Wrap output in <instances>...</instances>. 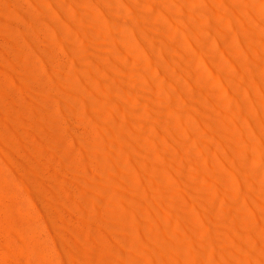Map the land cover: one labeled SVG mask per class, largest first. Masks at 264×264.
Returning a JSON list of instances; mask_svg holds the SVG:
<instances>
[{
	"label": "rangeland",
	"instance_id": "rangeland-1",
	"mask_svg": "<svg viewBox=\"0 0 264 264\" xmlns=\"http://www.w3.org/2000/svg\"><path fill=\"white\" fill-rule=\"evenodd\" d=\"M53 1L57 11L66 15L72 7L85 15L82 22L85 33H73L76 43L93 50L97 63L98 55L110 56L121 73L123 85L130 84L135 93L128 102L134 110L130 118L124 115L126 110L123 105L114 106L109 102L110 94L104 83L100 84V93L96 96L104 101L98 102L100 107H93V102H67L68 88L59 84V77H68L72 73L75 43L67 38L65 45L59 42L55 25L68 29L69 23L63 18H44L38 8L45 7V1L0 0V43L8 47L11 55L19 56V68L29 75V79L21 81L3 69L0 75L15 88L14 99L18 109L29 113L30 125L26 129L31 134L30 143L39 150L40 163L48 178L71 200L99 197L98 210L91 207L89 212L92 216L85 220L89 225L86 232L90 235L95 253L102 256L97 264H119L117 253L134 257L139 264H152L146 231L139 226L144 219L153 228L161 227L169 241L174 245H183L184 249L197 246L204 249L207 244L204 242L205 233L212 229L217 246L230 254L231 264H253L251 256L257 257V252L235 239L228 229L232 222L224 214H228L229 218L231 214L239 217L235 224L237 233L247 236V230L240 221L248 220L260 227L258 229L264 236V158L259 138V134L264 132V96L260 92L251 96L254 100L251 107L258 110L261 123L258 121L256 128L246 127L247 110L237 109L236 102H232V90H243L239 81L232 79L237 69L232 55L223 51L218 53L216 57L220 64H213L199 55L201 42L190 37L185 29V20L179 17L189 15L194 18V36L201 33L210 36L205 28V18L211 13L218 14L222 19L220 29L227 31L229 11L224 5H214L210 0H137V3L106 0L109 3L107 6L99 1L97 3V0H74L76 5L69 8L64 7L61 0ZM199 3L205 9L197 13L189 4ZM170 4L177 8L173 15L164 9ZM238 7L234 11L235 18L244 26V18L252 19L258 48L264 50V0H243ZM130 12L135 17H131ZM114 20L118 22L117 26ZM160 32L173 42L169 43L174 49V56L163 60L175 72L172 79L181 84L184 92L194 93L186 101L178 93L176 99L179 101L169 102L175 84L162 73L154 57L155 50L151 47V44L162 47L164 39L158 34ZM145 33L148 42L143 40ZM257 61L264 69V54H258ZM185 67H190L189 73H183ZM239 69L250 74L246 66ZM78 84L77 93L92 98L80 80ZM18 85L35 90L18 89ZM112 107L119 122L131 120L135 138L159 165L157 175L166 184L164 202L158 199L159 188H148L147 176L135 164L147 155L136 156L114 147L111 143L115 139L106 135L105 125L93 115L108 112ZM4 114L8 118L6 108ZM134 118H139L142 123L138 124ZM252 118L257 119V116ZM210 120L221 124L222 130L229 134L228 143L236 150L245 149L248 164L256 171L253 186L250 187L254 194L253 202L247 198L244 178L240 174L244 169L242 157L234 167L215 145L205 143L206 139L202 138L211 132ZM153 124L158 127L153 128ZM167 125L172 129L167 130ZM148 128L149 131H146ZM255 129L258 130V144L253 139L239 143L234 137V134L249 137ZM40 130L48 135V144L36 137ZM161 150L170 154V161L162 158ZM116 153L124 162L126 179L138 185L141 191L153 193V206L145 202L129 205L133 191L118 178V170L114 169ZM179 167L189 181V191L177 183ZM19 176L17 168L0 149V264H70L43 208L31 198ZM172 195H177L182 202L190 224L180 214L172 215ZM206 202H212L214 207L212 223L207 218ZM138 211L143 213L140 215ZM95 212L102 213L103 218L97 219ZM75 215L74 220H84L82 212L76 211ZM72 217V213L67 212V222H71ZM188 227L193 234L188 232ZM256 248L258 264H264V240L258 239ZM208 253L206 246V263L223 264L219 256Z\"/></svg>",
	"mask_w": 264,
	"mask_h": 264
},
{
	"label": "bare ground",
	"instance_id": "bare-ground-1",
	"mask_svg": "<svg viewBox=\"0 0 264 264\" xmlns=\"http://www.w3.org/2000/svg\"><path fill=\"white\" fill-rule=\"evenodd\" d=\"M42 1H45V3L43 4H45L46 8L44 6H39L38 12L43 15L44 18H63L67 23H69L68 29H62L59 26L55 25V31L57 33L56 39L59 42L64 43V45L66 38L73 40L75 43L72 52L75 57V65L72 68V73L68 77H59V84L68 88V90H66L67 102H93V107H100V104L98 102L104 101L98 99L96 96L100 93V84L104 83L106 84L108 92L110 94L109 102H112L114 106L117 104L123 105L126 110L124 115L128 116V118L133 116L134 110L129 107L128 102H131L130 96L135 93L133 92L130 84L123 85L124 83H122L121 80V73L118 70L116 64H114V60H112L110 56L107 57L106 55H98L99 63H97L94 61L95 52L93 50L90 51L89 49L76 43L73 34L74 31H78L82 34L85 33L83 32L84 30L82 25V22L85 19V15L79 13L75 9H72L73 7L71 8V10H69V6L76 5V2L74 0H61V4L64 7L69 8L68 15H66L65 13L57 11L56 4L53 0ZM98 1L99 3L106 6L109 4L106 0H97V3ZM130 1H133V3H137V0ZM210 1L213 2L214 5H224L227 11H229L228 22L226 23L228 27L227 31L220 29V24L222 23L221 17L218 14L211 13L204 20V22H206L205 28L209 31L210 36H205L204 33H201L200 36L198 34L197 36H194V18L189 15L179 17L185 20V29L190 37H194L201 42V45L198 48L199 55L208 58L213 64L221 63L216 56L222 51L229 53V55H232L235 68H237L233 73L232 79H237L239 81V84L243 87L242 91L232 90V102H236L237 109L243 108L247 110L248 116L245 117L244 122L246 124V127L253 126L254 128H256L255 126H258V121L259 123H261V120H258V110L255 107H251V105L253 104L251 102H254L251 96L254 93L258 92H260L264 96V69H262L257 61L258 54H264V50L258 48V43L255 38L254 31L255 26L251 21L252 19L244 18V22L246 24L244 26L240 24L234 16V11L238 7V3L243 2V0ZM200 4L201 3L189 5L192 8L196 9L197 13H199L200 11L205 9L201 8ZM203 4L207 5L206 3ZM164 9L168 10V12L173 15L177 8L174 4H170L169 7L165 6ZM203 12L206 13V10H204ZM130 15L131 17H135L132 12H130ZM114 22L115 26H117L118 22L116 20H114ZM158 34L164 39L162 47L158 48L154 44H151V47H153L155 50V53L153 52L154 57L157 64L161 68L162 73H164V75H166L168 78L170 77L171 80L172 78H174L175 72L163 60L167 56H174V49L169 43L172 41L164 32H160ZM143 40L146 42H148L149 40L146 33L143 36ZM208 55L210 57H208ZM19 60L20 58L18 55H11L8 47L4 43H0V70H6L7 72L14 74L19 80L25 81L29 79V75L19 68ZM242 66H246L249 69L250 74L247 75L243 73L239 69ZM182 71L183 73H189L190 67H185ZM78 80H80V82L82 83L83 88L89 90L92 98L77 93L76 90L79 86ZM172 80L174 81L175 85L173 86L174 90L169 97V102H178L179 100L177 101L176 99L178 93H181V95L184 96L185 101L186 98H190L194 94L193 92H184L181 84L178 83L177 80ZM17 88H30V91L35 90V88L27 87L26 85H18ZM14 93L15 88L4 81L0 75V149L2 150L4 156L9 159V161L17 168L20 174L19 177L24 187L30 194L31 198L43 208L46 219L49 222L59 245L65 251L67 261L70 264H97L99 261H101L100 257L102 256L99 257L95 253V249L89 237L90 235L86 232L89 225L85 220H87L88 217L92 216V214L89 212V209L91 207L98 210L100 206V199L99 197L87 198L86 196L78 199L77 201L71 200V198H69L70 196H68L61 188L57 187L54 184L55 182L53 183V181L48 178L45 169L40 163L39 150H36V148L30 143L31 134L28 129H26V126L30 125V120L28 118L29 113L27 110L21 111L20 109H18L16 104L17 101L16 99H14ZM134 100L135 99H133L132 101ZM4 108L8 110V118L4 114ZM115 112V108L112 107V109L108 112H101L93 115H95V118L105 125L107 133L106 135L115 139V142L111 143L114 147L124 151L132 152L133 154H136V156L141 154L147 155L146 158L142 160L138 159L137 161H135V164L138 169L145 176H147L148 188H159L160 194L158 199L164 202L165 198L163 197V195L165 192L166 184L157 175L159 174L160 170L159 165L154 162V160L152 159L153 156L148 152L147 148L139 143L135 138V134L132 131L131 127V120L119 122L116 118ZM238 115H241V113ZM253 115L257 116V119H253ZM138 119L139 118H136L134 121L138 122V124L142 123L140 122V119ZM157 127V124H153V128ZM209 127L211 130L210 134L202 137L206 139L204 140L205 143L209 145H215L216 148L221 152V155L226 157V159L234 167H237L239 158L242 157L241 162L244 166V169L240 171V174L244 178L243 185L244 187L246 186L247 198L253 202L254 194L253 192H251L250 187L253 186V178L254 176H256V171L248 164L245 149L241 148L236 150L233 145L228 143L227 139L229 137V134L225 130H222L221 124L216 120H210ZM149 129L150 128H148L146 131H149ZM171 129L172 126L167 125V130ZM43 132L44 131L40 130L36 134V137L41 138L44 143L48 144V135L45 136ZM235 136L239 143H241L242 140L253 139L258 144V130L256 129L251 132L249 137H243L238 134H234V137ZM259 138L261 139L262 156L264 158V132L259 134ZM256 147L258 148V145H256ZM160 154L164 160L170 161V154L163 150L160 151ZM160 154H158V156H160ZM114 160V169L118 170V178L122 183L128 184L132 188L133 194L129 197V205L135 206L139 202H145L153 206L152 202L155 199L152 195L153 193L151 194V192H149L148 190L141 191L138 185L126 179V177L124 176L125 165L119 154L116 153V155L114 156ZM178 171L179 177L177 183L182 184L185 189L189 191V181L186 177H184L183 169L179 167ZM153 192L155 193V191ZM171 198V203L173 205L172 215L180 214L183 219L188 224H190L189 220L186 218V213H184L182 202L180 201L178 196L172 195ZM213 210L214 207L212 202H208L206 214L210 223H212L211 221L214 214ZM69 211L73 216L71 222H67L66 220L67 212ZM76 211H80L84 214V220H74V218L76 217ZM138 213L141 215L143 212L138 211ZM231 215L232 216H230L229 218L228 214H224V216H226L227 219H230L232 222V225L228 227V229H230L231 231V234L235 236V239L238 242H241L242 244L246 243L249 248H254V250L258 253V248H256L258 246V239L264 240V236L262 233H260L259 230L260 227H257V225L251 221L241 220L240 224L246 228L247 236L242 233H237L235 224L238 222L239 217L234 214ZM95 216L97 217V219L103 218L102 213L99 212H97ZM147 223H145L144 219V223L139 222V226L144 231H146L147 247H149V250L152 254V264H208L206 263V259L204 257L206 246H208L210 254L217 255L219 256V258H221L223 264H231L230 254H228V251L224 248H220L217 246V240L212 229H207L208 231H206L205 233L206 241L204 242L207 243L204 247L205 250L197 248L198 246L184 249L183 245H174L173 242L169 241L161 227L153 228ZM168 228H170V226H168ZM188 232L190 234H193V230L190 228L188 229ZM254 250H252L251 252H253ZM112 251L113 250H111V252ZM257 253H255L257 257L255 255L251 256V260H253L254 262L253 264H258ZM150 256L151 255H149V257ZM117 258L119 264H139L134 257L124 255L123 253H117Z\"/></svg>",
	"mask_w": 264,
	"mask_h": 264
}]
</instances>
